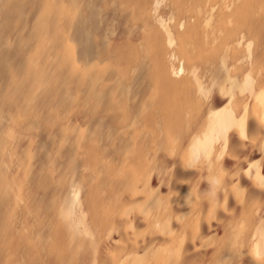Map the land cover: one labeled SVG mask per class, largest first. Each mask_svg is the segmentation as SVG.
<instances>
[{
    "label": "bare ground",
    "instance_id": "6f19581e",
    "mask_svg": "<svg viewBox=\"0 0 264 264\" xmlns=\"http://www.w3.org/2000/svg\"><path fill=\"white\" fill-rule=\"evenodd\" d=\"M0 264H264V0H0Z\"/></svg>",
    "mask_w": 264,
    "mask_h": 264
}]
</instances>
